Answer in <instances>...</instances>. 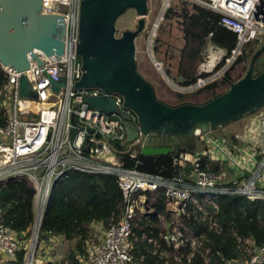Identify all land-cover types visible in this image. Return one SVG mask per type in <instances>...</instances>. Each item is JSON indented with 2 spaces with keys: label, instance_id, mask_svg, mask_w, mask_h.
<instances>
[{
  "label": "built area",
  "instance_id": "obj_1",
  "mask_svg": "<svg viewBox=\"0 0 264 264\" xmlns=\"http://www.w3.org/2000/svg\"><path fill=\"white\" fill-rule=\"evenodd\" d=\"M196 1L218 14L219 24L235 35L225 67L237 61L249 45L264 44V0ZM81 2L41 0L40 14L63 16V54L46 56L34 50L42 66L28 56L29 69L17 73L0 62V184L24 178L35 190V218L27 244L2 223L0 210V264H49L36 255L40 243L46 245L39 237L42 218L55 182L71 172L113 177L123 197L119 221L101 234L93 230L88 235L83 252L76 256L79 264H139L133 250L132 221L153 214L144 195L147 192L160 194L166 209L171 208L167 209L172 217L169 230L161 238L175 251L189 246V263L192 253L202 247L204 234L191 232L184 218L207 222L209 229L219 230L215 219L219 197L264 201V106L231 137L195 132L191 141L197 139V150L178 148L169 154L170 177L139 171L138 157L147 136L141 133L135 113L123 106L122 96L99 88H75L83 73L77 54ZM153 62L160 70L161 63L154 58ZM21 77L26 78L35 98L20 96ZM206 83L199 78L195 85ZM89 98L106 99L114 111L91 107ZM127 130L135 133L132 140H128ZM130 162L134 165L129 166ZM141 237L152 245L154 254L166 257L156 240L146 234ZM61 241L59 235L47 237L48 251ZM239 242L245 259L226 264H264L263 246L248 238ZM62 264L69 263L64 260Z\"/></svg>",
  "mask_w": 264,
  "mask_h": 264
},
{
  "label": "trees",
  "instance_id": "obj_2",
  "mask_svg": "<svg viewBox=\"0 0 264 264\" xmlns=\"http://www.w3.org/2000/svg\"><path fill=\"white\" fill-rule=\"evenodd\" d=\"M171 13L172 10H168L166 18H169ZM177 17L180 18L183 43L179 49L176 72L178 77L183 79V85L190 86L199 79L197 68L207 39L229 53L235 45V35L219 24L218 14L198 4H193L190 13L184 11ZM241 57L237 63L241 62ZM221 66L222 64L217 68ZM242 76L241 73L233 76V69L227 70L220 82L207 84L189 95H176L178 102L176 104H204L223 94ZM2 80L3 71L0 67V84ZM218 89L220 91H217ZM190 142L191 140H185L183 145L189 146ZM191 148L190 145L188 149L192 150ZM138 160L140 164L137 169L141 172L162 177H170L172 173V155H140ZM128 165L133 166L134 163L130 162ZM144 195L153 214L148 218L132 221L133 250L139 264H226L229 260L242 258L239 240L248 238L256 245L264 247V201H250L244 196H221L216 200L218 212L215 215L219 230L209 229L207 222L184 218L191 232L196 235L204 234L202 247L192 253L187 263L186 256L191 253L189 246L175 251L168 248L161 238L162 234L168 232V225L172 219L162 196L151 192ZM34 206L35 190L26 179L19 178L0 184L2 223L12 229L21 240L27 237L34 222ZM122 207L123 197L115 178L79 172L67 173L55 182L51 190L39 237L47 239L51 235H59L66 241L77 240L74 249L68 253L65 260L69 264H79L76 256L83 252L89 226L92 223H102L107 229L112 223L119 221ZM142 234L156 240L165 250L166 257L154 254L152 245L141 237ZM169 258L170 263L167 262ZM174 258L178 262L172 260ZM21 259V255H18V261Z\"/></svg>",
  "mask_w": 264,
  "mask_h": 264
},
{
  "label": "water",
  "instance_id": "obj_3",
  "mask_svg": "<svg viewBox=\"0 0 264 264\" xmlns=\"http://www.w3.org/2000/svg\"><path fill=\"white\" fill-rule=\"evenodd\" d=\"M40 8L41 0H0V62L14 67L16 73L29 69L28 56L42 66L34 50L46 56L64 53L63 16L42 15ZM129 9L137 16L136 28L117 37L116 20ZM147 12V0H82L77 54L83 73L75 84L77 89L99 88L122 96L123 106L135 113L141 133L147 136L141 155H169L185 140H192L195 132L217 131L264 106V68L253 75L264 44L253 53L242 78L208 102L172 107L157 100L153 87L138 73L134 58V42L144 29ZM53 89L57 91L56 86ZM19 94L36 97L25 77L20 78ZM88 103L105 113L114 111L104 98H89ZM127 135L128 140L135 137L131 130Z\"/></svg>",
  "mask_w": 264,
  "mask_h": 264
},
{
  "label": "rangeland",
  "instance_id": "obj_4",
  "mask_svg": "<svg viewBox=\"0 0 264 264\" xmlns=\"http://www.w3.org/2000/svg\"><path fill=\"white\" fill-rule=\"evenodd\" d=\"M188 2V3H187ZM190 4V5H189ZM193 4L200 5L196 0H147V15L145 16V25L142 32L135 39V62L138 73L153 87L157 100L170 105L178 106L176 95H189L195 90L204 87L213 82H220L227 70L233 69V76L241 73L245 74L253 53L259 48L255 45H249L241 57V62H233L229 66L225 65L226 52L219 50L209 39L205 42L201 51V62L197 68L199 78L205 79L207 83L198 87L193 84L184 86L183 82L177 79L176 66L178 63L179 49L183 43V32L180 26V15L184 11L189 13ZM202 6V5H200ZM168 10H172L169 18L165 14ZM137 25V16L132 9L127 10L120 16L115 23L116 36L119 37L124 30H135ZM153 58L161 63V69H157L154 65ZM222 64L218 69L217 66ZM264 67V53L260 54L253 66V75H257ZM180 78V77H178ZM217 91H220L218 89ZM174 107V106H172ZM250 116H245L233 123L226 125L214 131L216 136H231L238 131H242L246 123L250 120ZM182 149H188L189 146L179 145ZM197 149L199 147H196ZM195 148V149H196ZM196 149V150H197ZM35 208V206H34ZM94 229L89 228L88 235ZM31 237V231L26 238H22L23 244L28 243ZM21 241V239H20ZM47 243V239L42 240ZM77 240L62 241L52 246L51 251L43 243H40L37 249V256L49 264H62L69 252L74 249ZM83 244V243H82ZM52 245V244H51ZM3 262L7 258L2 257ZM245 259L243 255L241 260ZM172 260H176L175 258ZM168 263L171 262L169 258ZM175 262H178L177 260Z\"/></svg>",
  "mask_w": 264,
  "mask_h": 264
},
{
  "label": "crops",
  "instance_id": "obj_5",
  "mask_svg": "<svg viewBox=\"0 0 264 264\" xmlns=\"http://www.w3.org/2000/svg\"><path fill=\"white\" fill-rule=\"evenodd\" d=\"M216 47V46H215ZM216 48H218V47H216ZM219 50H221V51H224V52H226V50L225 49H221V48H218ZM226 54H227V52H226ZM179 55V54H178ZM181 78V77H180ZM177 79H179L178 78V76H177ZM180 80V79H179ZM182 82H183V80H182ZM247 124V123H246ZM241 131H238V132H236V133H234V134H237V133H240ZM232 136V135H231ZM231 136H228V137H231ZM227 137V136H226ZM187 141V140H186ZM190 145L192 146V150L193 151H195L197 148L196 147H199V145H198V141H197V139H194L193 141H191L190 142ZM189 145V146H190ZM184 146V145H183ZM185 146H187V145H185ZM180 148V147H179ZM196 148V149H195ZM180 149H182V148H180ZM186 149V148H185ZM186 150H189V149H186ZM191 150V151H192ZM168 210H170L171 208L169 207V208H167ZM166 209V210H167ZM168 212V211H167ZM89 228H93L97 233H99V234H101V233H103V231L106 229V228H104V226H103V224L102 223H92L90 226H89Z\"/></svg>",
  "mask_w": 264,
  "mask_h": 264
}]
</instances>
